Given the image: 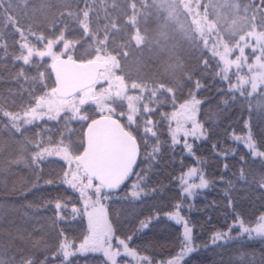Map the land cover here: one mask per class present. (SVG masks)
<instances>
[{
    "label": "trees",
    "instance_id": "trees-1",
    "mask_svg": "<svg viewBox=\"0 0 264 264\" xmlns=\"http://www.w3.org/2000/svg\"><path fill=\"white\" fill-rule=\"evenodd\" d=\"M233 1L236 6L233 12L245 13L259 30H264L261 27L264 22V3L261 0ZM113 2L116 7H112ZM144 2L147 8L141 10L136 27L141 34L147 30V36L159 42L137 47L132 42L133 25L128 22L131 16L128 0H97L93 5L96 13L90 12L88 33L77 24L75 17L67 15L68 11L83 9L82 2L0 0V108L20 112L21 107L31 102L25 90L32 89L37 96L49 91L55 80L53 64L60 57L82 63L95 61L100 66L116 57L119 67L117 64L114 67L116 59H113L112 67L122 78L126 89V97L107 100L108 107L102 108L89 101L80 106L78 113L64 110L55 115V121L45 117L31 125L20 122V131L3 126L8 123V118L0 115V259L7 261L10 254L15 253L19 257L21 251H35L37 258L42 259L47 254L49 264H61L62 257L56 252L64 237L75 240L78 248L82 235L86 234L87 217L73 218L72 207L83 211V200L78 191L59 183L62 173L70 170L67 161L53 155L37 169L31 158L37 143L51 148L72 143L73 151L80 155L84 150L88 123L105 114L118 118L136 138L140 160L134 173L141 171L139 182L143 193H146L139 197L131 196L132 189L128 184L138 182L135 177L120 190H105L108 199L101 203L106 207L115 237L132 236L131 245L141 256L150 257L155 264H166L181 250L178 245L182 243L183 226L168 219V213L175 211L174 205L180 204L181 215L193 229L195 249L183 258L182 264H252L253 260L259 264L264 257V237L255 233L249 236L233 228L230 233L233 239L215 244L211 240L215 231L229 227L226 221L238 223L239 219H244L255 227L259 215L264 214V189L255 183L264 174V157H253L243 140L235 142L232 139L234 135L247 136L246 127L250 128L258 147L264 150V107H261L264 101H258V93H254L249 97L252 100L250 109L241 106L244 101L239 97L233 102L229 93L223 91L226 82L221 83L215 76L218 57L213 59L209 52L203 53L210 64L204 75L200 50L190 44L178 28V25H183L185 31L191 32L197 26V13L203 15V7L198 9L195 5L198 2L202 4L203 0H180L175 6L170 0ZM104 3L108 5L107 13L101 9ZM184 4L188 7H183ZM135 6L140 8V0H135ZM211 9H208L209 15ZM169 12H172V18H169ZM61 13L65 15L61 16ZM113 22L116 27L108 29L107 37L110 56L92 59L96 37L91 33L98 27L102 31L106 23L111 25ZM51 24H55V28ZM223 30L219 31L223 33ZM161 32L165 33L163 37H160ZM39 34L49 40L39 41ZM222 38L229 44L235 43L234 38L227 35ZM260 45L264 47V42L261 41ZM124 51L129 53L127 59ZM21 54L29 61L28 64L16 59ZM50 64L51 70L47 67ZM175 64L182 67L166 71L169 65ZM21 71L24 76L17 78ZM235 72L233 67L229 75L233 76ZM189 75L204 85L196 94L205 101L200 106L198 117L207 132L206 139L192 140L194 152L191 154L182 147V140L181 145L171 144L168 122L162 115H171L172 103L189 98L187 92L192 84L185 78ZM232 82L236 83L234 76ZM42 83L50 87L44 89ZM259 86L264 88V83ZM244 88L250 91V84ZM128 99L133 101V108ZM225 99L228 104L223 103ZM61 139L64 140L63 145L60 144ZM156 145L160 147L159 153L151 158V154L146 156L148 149L151 152ZM70 154L74 153L70 151ZM225 164L227 170L223 168ZM191 167L197 168L198 175L202 174L212 183L208 188L193 189L188 195L183 193L184 185L177 178L184 176ZM71 169H74L73 165ZM241 170L244 179H240ZM221 177L224 181H231V185L221 182ZM50 179L56 183L46 184L45 181ZM225 191L228 196L224 195ZM56 202L61 203L60 209L55 208ZM141 220L149 221L147 228L140 229ZM33 241H41L43 250L33 249ZM69 259L73 264L108 262L102 252L82 253ZM135 262L130 259L128 264ZM139 264H146V261L140 259Z\"/></svg>",
    "mask_w": 264,
    "mask_h": 264
},
{
    "label": "snow or ice",
    "instance_id": "snow-or-ice-1",
    "mask_svg": "<svg viewBox=\"0 0 264 264\" xmlns=\"http://www.w3.org/2000/svg\"><path fill=\"white\" fill-rule=\"evenodd\" d=\"M82 2L84 4L83 9H78L76 12L68 11L67 15L75 17L78 25L82 26V29L85 33L89 32L90 25V12L96 13L93 5L96 4L97 0H69V4L71 3ZM155 3V0H153ZM129 10L131 12V16L128 17V22L133 25L134 35L132 37V42L135 46L140 47L145 44H151L153 42L158 43V39L150 38L147 36V30L143 34L140 33L138 27H136V19L141 15V10H146L147 4H145L144 0H140V8L135 6V0H128ZM170 3L175 6L180 3V0H170ZM261 3H264V0H261ZM222 3H219L218 0H203V3H196V8L203 7V15L201 16V20L197 22V26L192 29L191 32H187L183 29V25H178V28L182 31L184 38L192 44L194 47L198 48L202 54L201 66L205 69V74L210 68L209 60L205 59L203 56L204 52H209L213 59L218 57L217 68L218 71L215 73V76L218 77L221 83H225V87L223 91L229 93L233 102L237 101V97L241 98L244 101V104L241 106H247L249 109L252 106V100L249 99L254 93H258V101H264V88L260 87L257 83V77L255 75H251L250 77H245L239 75V71L244 64L247 63L248 57L243 58V63L238 62V56L235 59H230V54L233 53L236 49L231 47V45L226 42L222 37L224 35H235V33H231L227 31V23L223 19H221L218 9L221 7ZM107 3L101 4V9L107 13ZM112 7H116L113 2ZM183 7H188L187 4H184ZM212 8V19H209V11L208 9ZM174 10V7H173ZM256 12H259V9H256ZM65 13H61V16H64ZM169 18H172V12H169ZM200 15V13H197ZM107 19V15H106ZM52 28H55V24H51ZM110 27L115 28L114 22L110 25L106 23L104 25L103 30L101 31L98 27L95 32H92L91 35L96 37L95 47L91 52V58L95 59L99 56L109 57L110 53L107 48V37L109 35L108 29ZM261 27H264V22H262ZM225 29L223 33L219 30ZM65 30H67L65 26ZM118 30V29H117ZM205 30H207V36L205 35ZM31 31V29H30ZM63 32V31H62ZM35 34V33H33ZM60 35V33H59ZM165 35L164 32L160 33V37ZM210 37V39L208 38ZM39 41H48L49 39L42 34L38 36ZM90 47H92L90 45ZM252 55L254 59L257 58V53L261 56H264V47L257 45L256 48H251ZM118 55V54H117ZM124 58L127 59L129 53L128 51H124ZM40 58L39 56H36ZM51 59V57H49ZM112 59H116V57H111ZM17 60H22L24 64H28L29 61L24 58L21 54L16 57ZM42 60V58H40ZM117 67H119V61L116 59ZM222 64V67L220 66ZM51 70V64L47 66ZM182 65L175 64L169 65L166 68V71H175L178 68H181ZM235 67L236 72L233 73L235 77L236 83L232 82L233 76H230L229 73ZM247 68L249 72L259 73L260 77L264 78V65L257 64H247ZM24 76L23 71L20 72L19 77ZM191 84L192 88L187 92L188 97L192 98L195 104V111L198 113L200 111V106L205 102L204 100L198 98L197 92L204 88V85L201 83L199 79H193L192 76H186ZM33 83H36V80H33ZM56 81L54 80V84L50 87L46 83H42V88L47 89L50 87V91L55 89ZM250 84V91L244 88V85ZM259 89V91H258ZM221 89H218L220 91ZM28 92L31 97V102L27 106L21 107L20 112H10L5 111L0 108V115L5 118H8V123L3 126L11 127L16 131H20L21 124L31 125L38 120H43L45 117L49 121H55L57 119L56 116L52 114L51 109L43 104L38 103L41 97L46 96V94L50 91H45L43 95H36L35 91L32 89L25 90ZM182 103V101H177L176 103H172L170 105L172 113L169 115L168 113H163L162 115L165 117L168 127V131L171 137V144L173 146L181 145V135L184 137H194L197 139H206L207 132L204 128V125L200 123L197 119H192L190 116H186L184 119H180L173 112V109H176L178 104ZM224 104H228V100L225 99L223 101ZM34 104V106H32ZM261 107H264V104H261ZM23 113V115H21ZM174 122L175 127H172V123ZM155 123V122H154ZM190 125V127H189ZM246 131L248 132L247 136H239L234 135L232 139L235 142H239L243 140L246 148L250 150V154L253 157H264V150H261L258 147L256 141L254 140L250 128L246 127ZM155 135V133H154ZM49 142L50 138H49ZM60 144H64V140L61 139ZM182 147L187 150L189 154L194 152V147L192 143H189L187 139H185L182 143ZM35 151L32 155V163L36 166L37 169L40 168V164L45 161L48 157L53 155L60 156L63 160L67 161L68 166L70 167L69 171H64L59 178V183L65 184L71 189H74L79 192L80 197L83 200V211L80 208L72 207L71 211L73 214V218L80 216L83 218L87 217L86 224V234L82 235V242L79 243L78 248L75 247V240H69L67 237H64L62 242L58 244V251L56 252L57 256L62 257L61 264H73V261L69 258L74 257L78 254L82 253H103L110 264H118L117 257L123 255L125 258H132L133 256L129 254L128 250H133L134 253L139 254L136 247L131 245L132 236L126 235L123 238H118V246L115 251H113L112 241L115 237V229L113 228L112 223L108 219V213L106 207L102 200L108 199L107 193L105 190H113L119 189L122 185H125L126 182H129L131 178H137L136 183H129L128 187L132 189L131 196L139 197L143 193V189L141 188V183L139 182V178L142 175L141 171L139 174H131L125 175L123 178L119 179H106L100 176L98 173H94L88 170L87 166L83 163L75 161V157L79 155V152H74L72 143L65 145L64 147H43L40 143L35 145ZM72 151L74 154H71ZM160 151L159 145L155 146V150L151 148V152L148 149L146 156H154L158 154ZM219 154V153H217ZM235 153H233L234 155ZM244 158L241 156V161ZM75 165L74 169H71V165ZM224 170H227L228 166L225 164L223 166ZM42 171V169H41ZM197 174V168L191 167L187 171V176L191 177ZM146 179V177H145ZM179 181H182L183 193L192 194L193 189H204L208 188L212 181H209L204 176L200 177V182L198 184H189L188 180L184 176H180L177 178ZM240 179H244L243 170H241ZM86 180V182H85ZM98 181V183L94 186L93 181ZM220 181L223 183H227L231 185V181H224L223 177L220 178ZM46 184H54L56 180L50 179L45 181ZM257 186L261 189H264V174H261L259 178L255 181ZM139 189V190H137ZM89 192L92 194L89 195ZM104 193V195H102ZM225 196H228V192L225 191ZM62 207L61 203L56 202L55 208L60 209ZM64 207H67L65 204ZM175 211L168 213V219L174 221L177 225L183 226V235H182V243L178 245L181 249L178 254L175 255V258L168 259L166 264H182L183 258L189 253L193 252L195 249L193 247V229L189 226V221L185 219L183 215H181V205H174ZM149 221L141 220L139 227L140 229L147 228ZM229 224V227L224 231H215L211 236L212 243L215 244L218 241L233 239L230 235L233 228H235L241 234H248L251 236L255 233L258 237H264V214L259 215L258 222H255V227H252L250 223L244 219H239L238 223H234L231 221H226ZM32 248L36 250H43L41 248V241H33ZM121 249L123 251H121ZM139 258L141 260L146 261V264H155V261L152 260L148 256H141L139 254ZM0 264H49V257L47 254L41 259L37 258L36 252H23L21 251L19 257L15 253L8 255V260L0 259ZM123 264H128L127 259L124 260ZM252 264H255V260H253ZM259 264H264V257L261 258Z\"/></svg>",
    "mask_w": 264,
    "mask_h": 264
},
{
    "label": "rangeland",
    "instance_id": "rangeland-1",
    "mask_svg": "<svg viewBox=\"0 0 264 264\" xmlns=\"http://www.w3.org/2000/svg\"><path fill=\"white\" fill-rule=\"evenodd\" d=\"M219 3L222 4L221 7L218 9V12L220 14L221 19L226 21L228 25L227 31L235 33V35H227L230 38H234L235 43L230 45L231 47L237 49L233 52L234 56L232 57L233 53H231L229 58L235 59L238 56V62L243 63V58L248 57L247 63L244 64L239 71L240 75L245 77L255 75L257 77L258 84L264 83V78L260 77L259 73H255V70L253 72H249L247 68V64L264 65V59L260 56V54L257 53V58L254 59L251 49L249 48H256L257 45H260L261 41L264 42V30H259L256 24L252 22L253 20L249 18L245 13L239 15V13L233 12L235 10L234 7H236L234 6L235 2L233 0H219ZM211 12L213 13V9H211L210 13ZM212 13L211 15H209L211 18ZM201 16L202 15L197 16V19L199 21L201 20ZM252 18H255L254 15L252 16ZM224 31L225 29L223 30V32ZM47 51L50 52V50ZM57 56L59 55H54V57ZM113 61L114 60L111 58L110 62H108V64L106 65L100 66V63L97 64L96 78L93 82L86 84L78 90H75L74 92L65 96L58 95L56 89H53L52 91L49 90L50 92H48L46 96L42 97L39 100V103L47 105L51 109L52 114L55 116L64 110H72L75 113H78L80 106L89 101L95 102L99 104V107L105 108L110 106L109 103H107V100L117 96L126 97L125 84L122 78L115 73V70L112 67L114 64H112ZM115 65L116 63L114 64V67ZM243 68L245 70L244 72H241ZM104 82L105 84H103ZM128 102L130 107L133 108V101L131 99H128ZM195 107L196 106L194 104L193 99L189 97L185 101H182V103H179L177 108L173 109V112L180 119H184L186 116H190L192 119H195L197 117ZM131 117L132 119L134 118L133 115ZM197 119L200 122L199 117H197ZM172 127H175L174 122L172 123ZM180 139L182 141L187 139L189 143H192L194 137H184L183 135H181ZM74 159L75 161L82 163V161L76 159V157ZM74 167L75 165L73 163V168ZM186 174L187 172L185 173L184 177L188 180L189 184H198L200 182V177L203 176L202 174L198 175L197 173L194 176L188 177ZM96 184L97 183L93 182L94 186ZM112 244L113 251H115L116 247L118 246L117 237H114ZM121 251L123 250L121 249ZM128 251L129 254L133 256V260L136 261L135 263L139 264V256L134 254L132 250ZM125 259H127L129 263L130 259L132 258H125L123 255H121L120 257H117L118 264H123ZM107 264H110V262L108 261Z\"/></svg>",
    "mask_w": 264,
    "mask_h": 264
},
{
    "label": "water",
    "instance_id": "water-1",
    "mask_svg": "<svg viewBox=\"0 0 264 264\" xmlns=\"http://www.w3.org/2000/svg\"><path fill=\"white\" fill-rule=\"evenodd\" d=\"M53 69L57 82L56 92L62 96L96 78L95 61L82 63L60 57L53 64ZM84 143V150L78 159L89 171L106 179H119L134 174L140 160V147L118 118L101 115L92 119L85 130Z\"/></svg>",
    "mask_w": 264,
    "mask_h": 264
}]
</instances>
